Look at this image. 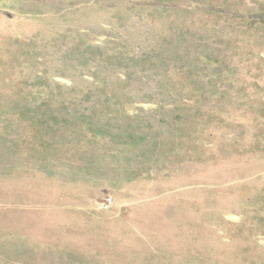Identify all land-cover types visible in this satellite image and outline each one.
I'll list each match as a JSON object with an SVG mask.
<instances>
[{
    "label": "rangeland",
    "instance_id": "rangeland-1",
    "mask_svg": "<svg viewBox=\"0 0 264 264\" xmlns=\"http://www.w3.org/2000/svg\"><path fill=\"white\" fill-rule=\"evenodd\" d=\"M0 264H264V0H0Z\"/></svg>",
    "mask_w": 264,
    "mask_h": 264
},
{
    "label": "built area",
    "instance_id": "built-area-1",
    "mask_svg": "<svg viewBox=\"0 0 264 264\" xmlns=\"http://www.w3.org/2000/svg\"><path fill=\"white\" fill-rule=\"evenodd\" d=\"M110 202H111V198L109 197V198H107V199L105 200V202L103 203V205H104V206H107V205L110 204Z\"/></svg>",
    "mask_w": 264,
    "mask_h": 264
},
{
    "label": "crops",
    "instance_id": "crops-1",
    "mask_svg": "<svg viewBox=\"0 0 264 264\" xmlns=\"http://www.w3.org/2000/svg\"><path fill=\"white\" fill-rule=\"evenodd\" d=\"M127 240H129V239L127 238Z\"/></svg>",
    "mask_w": 264,
    "mask_h": 264
}]
</instances>
